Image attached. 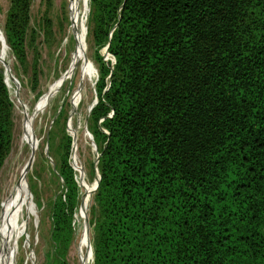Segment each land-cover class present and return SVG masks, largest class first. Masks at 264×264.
<instances>
[{"label":"trees","instance_id":"1","mask_svg":"<svg viewBox=\"0 0 264 264\" xmlns=\"http://www.w3.org/2000/svg\"><path fill=\"white\" fill-rule=\"evenodd\" d=\"M11 1L21 55L30 0ZM88 3L99 67L94 264H264V0ZM13 126L0 71V171ZM72 143L56 165L60 264L80 203Z\"/></svg>","mask_w":264,"mask_h":264},{"label":"rangeland","instance_id":"2","mask_svg":"<svg viewBox=\"0 0 264 264\" xmlns=\"http://www.w3.org/2000/svg\"><path fill=\"white\" fill-rule=\"evenodd\" d=\"M11 6V0H0V71L13 106L14 125L11 150L0 171V264H8L15 252V264H60L51 240L52 208L63 194L56 165L67 137L73 141L70 164L79 183L80 203L64 260L65 264H94L92 222L98 215L100 153L91 113L98 101L99 67L89 3L30 0L21 55L7 31ZM33 117L34 149L26 138ZM31 160V170L23 179ZM24 198L31 209L23 207Z\"/></svg>","mask_w":264,"mask_h":264},{"label":"bare ground","instance_id":"3","mask_svg":"<svg viewBox=\"0 0 264 264\" xmlns=\"http://www.w3.org/2000/svg\"><path fill=\"white\" fill-rule=\"evenodd\" d=\"M73 14H75V10H76V2L74 1L73 2ZM74 20H76V16H74ZM76 24V23H75ZM80 37V36H79ZM83 56V52H81L80 54V57ZM73 68V67H72ZM47 102V99L45 100V102L41 105V109L44 107V105L46 104ZM34 119L35 117H33L29 124L27 125V132H26V138L28 139L29 143L33 146V149H34V144H35V135H34V131H33V126H34ZM31 162L32 160L29 162V165L26 166L27 168H25V171H24V174H23V179L26 178V176L28 175V172L31 170ZM24 189H25V192H26V188L24 186ZM25 197H26V193H25ZM27 198H29V196L27 195ZM23 207L26 208V207H29V209H31L29 203H28V200L26 198H24V201H23ZM17 253H13L10 257V260L8 262V264H15V257H16Z\"/></svg>","mask_w":264,"mask_h":264},{"label":"water","instance_id":"4","mask_svg":"<svg viewBox=\"0 0 264 264\" xmlns=\"http://www.w3.org/2000/svg\"><path fill=\"white\" fill-rule=\"evenodd\" d=\"M91 248V247H90Z\"/></svg>","mask_w":264,"mask_h":264}]
</instances>
